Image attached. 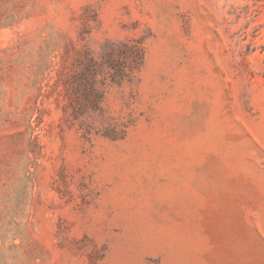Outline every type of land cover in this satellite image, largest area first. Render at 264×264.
Listing matches in <instances>:
<instances>
[{
  "label": "rangeland",
  "instance_id": "1",
  "mask_svg": "<svg viewBox=\"0 0 264 264\" xmlns=\"http://www.w3.org/2000/svg\"><path fill=\"white\" fill-rule=\"evenodd\" d=\"M0 264H264V0H0Z\"/></svg>",
  "mask_w": 264,
  "mask_h": 264
}]
</instances>
